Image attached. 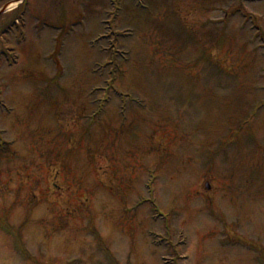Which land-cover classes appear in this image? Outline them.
I'll return each instance as SVG.
<instances>
[{"label": "rangeland", "instance_id": "obj_1", "mask_svg": "<svg viewBox=\"0 0 264 264\" xmlns=\"http://www.w3.org/2000/svg\"><path fill=\"white\" fill-rule=\"evenodd\" d=\"M64 3L4 36L0 264H264V0Z\"/></svg>", "mask_w": 264, "mask_h": 264}, {"label": "flooded vegetation", "instance_id": "obj_2", "mask_svg": "<svg viewBox=\"0 0 264 264\" xmlns=\"http://www.w3.org/2000/svg\"><path fill=\"white\" fill-rule=\"evenodd\" d=\"M31 5H27V3ZM53 0H0V36L12 34L17 31L18 16L22 10H28L37 7H49ZM15 11V12H13Z\"/></svg>", "mask_w": 264, "mask_h": 264}, {"label": "water", "instance_id": "obj_3", "mask_svg": "<svg viewBox=\"0 0 264 264\" xmlns=\"http://www.w3.org/2000/svg\"><path fill=\"white\" fill-rule=\"evenodd\" d=\"M207 188L209 189V186H207Z\"/></svg>", "mask_w": 264, "mask_h": 264}]
</instances>
